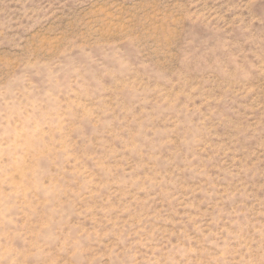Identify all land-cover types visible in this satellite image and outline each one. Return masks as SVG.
<instances>
[{"label": "rangeland", "instance_id": "obj_1", "mask_svg": "<svg viewBox=\"0 0 264 264\" xmlns=\"http://www.w3.org/2000/svg\"><path fill=\"white\" fill-rule=\"evenodd\" d=\"M0 264H264V0H0Z\"/></svg>", "mask_w": 264, "mask_h": 264}]
</instances>
